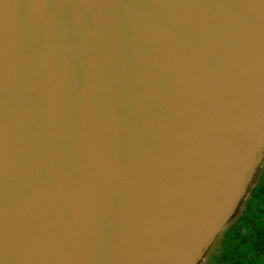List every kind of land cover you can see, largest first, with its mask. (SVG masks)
Instances as JSON below:
<instances>
[{
	"label": "water",
	"instance_id": "obj_1",
	"mask_svg": "<svg viewBox=\"0 0 264 264\" xmlns=\"http://www.w3.org/2000/svg\"><path fill=\"white\" fill-rule=\"evenodd\" d=\"M264 157V0H0V264H199Z\"/></svg>",
	"mask_w": 264,
	"mask_h": 264
},
{
	"label": "rangeland",
	"instance_id": "obj_2",
	"mask_svg": "<svg viewBox=\"0 0 264 264\" xmlns=\"http://www.w3.org/2000/svg\"><path fill=\"white\" fill-rule=\"evenodd\" d=\"M199 264H264V157L249 190Z\"/></svg>",
	"mask_w": 264,
	"mask_h": 264
}]
</instances>
